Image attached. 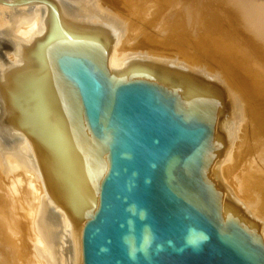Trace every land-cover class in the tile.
I'll return each instance as SVG.
<instances>
[{
  "label": "water",
  "instance_id": "1",
  "mask_svg": "<svg viewBox=\"0 0 264 264\" xmlns=\"http://www.w3.org/2000/svg\"><path fill=\"white\" fill-rule=\"evenodd\" d=\"M46 4L48 32L0 87L9 123L35 144L50 192L85 222L83 264H264L261 225L209 177L227 146L228 97L214 83L134 59ZM223 213V216H222Z\"/></svg>",
  "mask_w": 264,
  "mask_h": 264
},
{
  "label": "bare ground",
  "instance_id": "2",
  "mask_svg": "<svg viewBox=\"0 0 264 264\" xmlns=\"http://www.w3.org/2000/svg\"><path fill=\"white\" fill-rule=\"evenodd\" d=\"M53 1L66 21L110 33L113 74L143 59L225 91L230 111L219 131L227 146L209 177L225 190L221 211L225 198L241 207L262 226L264 243V0ZM126 12L143 22L134 28ZM48 16L46 4L0 3V83L28 66L25 49L45 37ZM10 117L0 87V264H83L86 221L74 220L56 202L35 144ZM7 132L14 141L3 136Z\"/></svg>",
  "mask_w": 264,
  "mask_h": 264
},
{
  "label": "rangeland",
  "instance_id": "3",
  "mask_svg": "<svg viewBox=\"0 0 264 264\" xmlns=\"http://www.w3.org/2000/svg\"><path fill=\"white\" fill-rule=\"evenodd\" d=\"M124 13V12H123ZM127 13V12H126ZM130 13H132V12H128L127 14H128V16L130 15V18L132 19L133 17H137L136 15H134V13H132V17H131V14ZM140 18H141V21H139L140 20ZM134 19V20H133ZM132 19V21H133V23L135 24V22H136V27H135V25L133 26L134 28H137V24L139 23V22H143L142 20H143V18L141 17V16H139V19L137 20L136 18H133ZM135 19L138 21H135ZM0 33H1V30H0ZM135 41L133 42V41H131L130 42V45H135ZM184 49V48H183ZM183 49H182V47L181 48H179V50L182 52L183 51ZM0 51H1V47H0ZM189 51V53H191L192 52V54H195V50L194 49H191V50H188ZM194 52V53H193ZM196 56V55H195ZM206 61V60H205ZM209 62H211L210 60H209ZM7 140H9V141H14V135H13V133H4V135H3ZM73 256H74V260H75V262L78 260L77 259V255H76V253H74L73 254ZM75 264V263H74Z\"/></svg>",
  "mask_w": 264,
  "mask_h": 264
}]
</instances>
